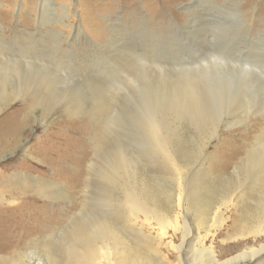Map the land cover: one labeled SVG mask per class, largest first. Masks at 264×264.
Here are the masks:
<instances>
[{"label":"rangeland","instance_id":"374dc122","mask_svg":"<svg viewBox=\"0 0 264 264\" xmlns=\"http://www.w3.org/2000/svg\"><path fill=\"white\" fill-rule=\"evenodd\" d=\"M51 1L42 5L40 0H0V196L15 198L12 203H0V255L22 253L31 238L63 225L79 210L86 181L95 192L98 166L109 149H100L101 157H94L93 149L112 116L127 147L142 155L140 167L144 165L146 179L165 191L160 199L164 202L166 193H172L167 206L174 217L178 190L172 172L148 148L139 123L141 86L128 80L147 74L156 81L185 68H191L192 74L197 60L210 64L228 59L229 64L251 69L252 81L247 87L234 88L219 105H209L204 115L190 116L184 109L176 120L167 119L187 188L192 189V182H203L207 170L222 177L206 179V184H214L210 185L213 194L203 197L210 203L209 223L218 207L228 219L204 245L212 244L221 260L264 242L262 236L253 240L250 235L241 241L240 233L247 226L242 229L240 223L229 228L247 206L236 199H232L235 208L220 205L225 192L221 180L233 178L236 164H242V173L264 165L240 161L264 128V0ZM257 55L260 61L255 60ZM153 59L161 63L158 72L143 67V61L150 64ZM108 81L113 87L106 85ZM18 91L20 95L15 96ZM35 97L42 101L33 105ZM90 105L100 108L99 121L91 114H76L77 107ZM15 124L16 131L10 133ZM108 134L104 141L110 144L113 134ZM93 159L97 164L89 172ZM12 173L63 183L74 200L55 203L31 191L20 195L6 187ZM117 187L114 195L122 200V188ZM185 208L187 213L182 214L192 226V238L197 232L203 234L189 205ZM151 223L153 229L143 227L144 232H156L158 225L153 219Z\"/></svg>","mask_w":264,"mask_h":264},{"label":"bare ground","instance_id":"6f19581e","mask_svg":"<svg viewBox=\"0 0 264 264\" xmlns=\"http://www.w3.org/2000/svg\"><path fill=\"white\" fill-rule=\"evenodd\" d=\"M40 1L42 5L52 2ZM68 16V14L63 15L62 19ZM257 59L259 56L255 60ZM227 60L224 62L223 59L215 60L210 64L197 60L192 67L194 70L192 74L189 71L191 68H185L176 71V75L160 77L156 81L150 80L149 75L143 73H138L143 74L142 79L131 76L128 80L141 86L139 123L146 134L148 148L164 160L172 172L173 183L178 190L174 204L177 211L174 217L167 206L171 203L172 193H166L164 202L160 199L165 191H160L159 186L156 188L155 183L152 185L146 179L145 174L142 173L145 171L144 165L140 167L144 162L142 155L134 151L135 149L127 147L119 130H116V118L112 116L108 118L110 119L108 126L101 128L103 136L98 138L93 149L94 157H101L100 149H109V151L105 150L101 157L102 163L100 167L98 166L96 175L99 181L95 183V192L90 190L92 185L86 181V195H83L79 201L80 207L77 212L68 216L63 225L57 226L48 235L31 238L22 253H14L12 256L0 255V264H263L264 242H260L256 247L242 249L221 260L216 257L212 244L208 247L204 245L207 237L214 239L215 233L228 219L219 212L220 207H218L214 220L209 223L210 203L203 197L213 194L210 186L213 183L210 181L212 184H206V179L210 180L211 176V179L216 181L217 178L222 177H215L216 175L207 170L203 182H192V189L187 188L188 184L183 179L182 167L178 161L179 153L177 154L173 146L167 123V119L179 118L181 110L184 109L190 116L204 115L205 108L207 110L209 105H219L227 100L234 88L240 89L243 85L247 87L252 84L249 79L251 69L229 64ZM149 62L150 64L147 60L143 61V67L151 66L148 69L160 70V61L153 59ZM89 63L92 65L93 61ZM106 85L113 87V82L108 81ZM19 95L20 93L15 96ZM163 97L167 98L165 102ZM38 101L42 100L40 97H35L33 105ZM77 108L76 114L79 113V116L91 114L95 122L99 121L98 106ZM72 111L74 110L69 113ZM115 113L117 112L114 111L112 115ZM16 129L17 124L11 127L10 133H14ZM108 133L113 134L112 140H109L110 144L104 141ZM258 138L256 145L247 150L246 159L240 161H254L256 164L264 162V128L261 129ZM94 161L95 159L89 164V172L91 166L97 164ZM155 161L159 162L157 159ZM234 168L233 178L221 180L224 182L225 192L220 197V205L231 204L235 208L236 204L232 203V199H236L238 203L247 206V210L242 212L239 221L232 220L229 228L236 227L238 223L242 229L247 226L246 230L240 233L241 241L249 235L253 240L260 236L264 239V165L253 167L251 171L245 173H242L244 170L242 164H236ZM40 180L26 173H12L6 179L9 183L6 187L17 190L20 195L31 191L55 203L74 200L69 190H66L65 184L48 179H46L48 183H44ZM118 185L122 188V200L114 195ZM14 199V197L6 199L0 196V203H12ZM186 204L193 211L196 225L203 230V234L197 232L194 238H192V226L182 214V211L187 213ZM139 214L143 217L141 218ZM152 219L158 225L156 232H144L143 227L153 229ZM170 258H173V261H170Z\"/></svg>","mask_w":264,"mask_h":264}]
</instances>
